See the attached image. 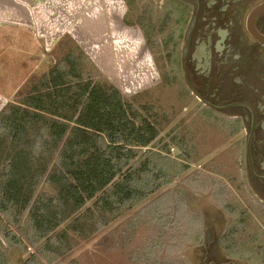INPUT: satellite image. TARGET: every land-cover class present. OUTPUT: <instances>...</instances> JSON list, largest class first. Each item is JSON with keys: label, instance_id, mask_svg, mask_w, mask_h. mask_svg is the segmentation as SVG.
<instances>
[{"label": "rangeland", "instance_id": "rangeland-1", "mask_svg": "<svg viewBox=\"0 0 264 264\" xmlns=\"http://www.w3.org/2000/svg\"><path fill=\"white\" fill-rule=\"evenodd\" d=\"M160 4V0H138V3L135 0L128 15L137 25L141 22L156 25L158 35L154 40L157 41L152 49L147 48L157 75L151 87L136 95L140 101L154 105L163 120L160 137L163 141L150 147V152L146 150L144 154L143 150V157L135 164L139 166L149 157L153 160L150 167L161 171V166L168 167L171 161L169 171L173 181L141 201L137 196L127 203H117L112 213L106 215L105 222L98 219L95 230L85 235L71 231L62 235L60 231L47 241L34 242L25 235L30 231L25 221L18 226L8 216H3L0 225L2 264H187L198 242L207 240L213 232L223 240L225 227L232 230L226 240L233 241L232 235H236L252 252L246 264H261V247L258 246L264 244V199L255 195L248 175L242 147L244 131L238 130L237 122L220 112L203 109L197 100L181 97L187 90L183 83L179 84L178 77L164 79V73H171L174 65L161 52ZM100 5L102 9L96 6L89 12L105 23L107 0ZM100 22L98 25L102 27ZM74 44L68 35L61 38L48 57L50 67ZM141 52L147 53L143 48ZM90 68L95 79L107 78L96 63ZM40 75L41 72L36 75L37 80ZM174 135L186 140L176 142L172 139ZM165 142L175 150L161 151ZM161 153L170 158L167 164L163 163ZM174 162L178 163L175 171ZM184 163L188 167L174 174ZM142 176H148V172ZM242 216L246 219L241 220ZM254 232L260 235L256 239H253ZM13 235L19 239L12 241ZM233 242L239 246L240 242Z\"/></svg>", "mask_w": 264, "mask_h": 264}, {"label": "trees", "instance_id": "trees-1", "mask_svg": "<svg viewBox=\"0 0 264 264\" xmlns=\"http://www.w3.org/2000/svg\"><path fill=\"white\" fill-rule=\"evenodd\" d=\"M125 1L124 20L137 25L128 18L135 0ZM139 26L152 49L157 41L156 25L141 22ZM168 60L173 64L171 57ZM91 65L95 67L89 55L74 44L26 94L0 112V209L5 211L11 205L25 211L43 181L55 190L44 195L46 204H39L37 196L34 209H30L32 214L42 211L36 218L39 229L44 223L48 225L40 240L65 221L71 220L70 228L80 223L76 215L89 200L100 197L106 206L111 205V189L124 204L137 196L141 201L173 181L169 171L172 163L162 153L163 163L170 161V165H162L161 171L150 167L153 160L149 157L139 166L135 164L143 148L150 152V147L163 141L159 111L140 101L139 95L126 97L109 79H95ZM170 76L176 80L175 66L171 73H164L165 80ZM172 139L179 142L186 137L180 140L174 135ZM161 151H170L168 142ZM177 164L173 163L174 171ZM187 167V163L182 164L174 174ZM252 235L253 239L260 236L257 232ZM231 240L241 242L236 235ZM260 247V263L264 264V244Z\"/></svg>", "mask_w": 264, "mask_h": 264}, {"label": "flooded vegetation", "instance_id": "flooded-vegetation-1", "mask_svg": "<svg viewBox=\"0 0 264 264\" xmlns=\"http://www.w3.org/2000/svg\"><path fill=\"white\" fill-rule=\"evenodd\" d=\"M160 2L161 52L187 90L181 97L237 122L255 195L264 199V43L250 29L264 34V10L256 14L264 0ZM231 232L225 227L223 240L209 234L187 264H246L252 252L226 240Z\"/></svg>", "mask_w": 264, "mask_h": 264}, {"label": "crops", "instance_id": "crops-1", "mask_svg": "<svg viewBox=\"0 0 264 264\" xmlns=\"http://www.w3.org/2000/svg\"><path fill=\"white\" fill-rule=\"evenodd\" d=\"M102 1L0 0V112L30 90L39 80L36 78L39 72L41 77L47 72L50 67V52L65 35L70 36L75 45L89 55L114 85L121 87L120 90L126 97L151 87L157 68L147 48L143 30L139 25H128L125 22V0H107L108 11L104 13L107 16L105 23L108 22L106 27L104 22H100L101 19L91 15L95 13L89 12V9L96 6L102 9ZM91 3L94 5L90 6ZM142 48L147 51L146 54L141 52ZM26 88H29L28 91L21 94ZM146 149L143 148L144 151ZM140 157H143V152ZM54 192L52 185L43 181L38 185L31 204L25 211L21 212L16 206L8 205L5 211L0 209V217L8 216L18 226H22L25 221L30 228L25 235L34 242H41L49 240L48 237L60 231H63L62 235L68 231L89 234L95 230L97 220L105 222L106 215H110L119 203L117 195L111 189V205L106 206L100 197L97 201V198L89 200L76 215L81 218L80 223L70 228L71 220L65 221L48 237L40 240V235L48 225L44 223L42 229H39L36 218L42 211L35 210L32 214L30 209H34L31 207L37 196H40L39 204L43 205L46 204L45 196ZM88 209L91 211L87 214ZM90 226L94 229L90 230ZM11 239L13 241L19 238L13 235Z\"/></svg>", "mask_w": 264, "mask_h": 264}, {"label": "water", "instance_id": "water-1", "mask_svg": "<svg viewBox=\"0 0 264 264\" xmlns=\"http://www.w3.org/2000/svg\"><path fill=\"white\" fill-rule=\"evenodd\" d=\"M263 10H264V6L259 7V9L256 11V14H259V13H260L261 11H263ZM250 29H251L252 33L255 35V37H256L260 42L264 43V34L258 32V31L256 30V28H255V24H254V26L251 27ZM248 156H249V158H250L251 170H252V172L254 173V169H253L252 161H251V156H250V154H249V148H248Z\"/></svg>", "mask_w": 264, "mask_h": 264}, {"label": "built area", "instance_id": "built-area-1", "mask_svg": "<svg viewBox=\"0 0 264 264\" xmlns=\"http://www.w3.org/2000/svg\"><path fill=\"white\" fill-rule=\"evenodd\" d=\"M171 150H175V147H171Z\"/></svg>", "mask_w": 264, "mask_h": 264}]
</instances>
